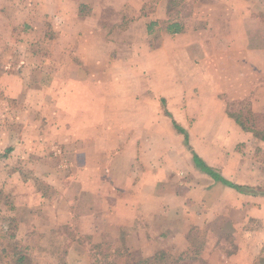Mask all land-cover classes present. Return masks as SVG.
Listing matches in <instances>:
<instances>
[{
    "label": "crops",
    "instance_id": "1",
    "mask_svg": "<svg viewBox=\"0 0 264 264\" xmlns=\"http://www.w3.org/2000/svg\"><path fill=\"white\" fill-rule=\"evenodd\" d=\"M26 24L44 31L40 45L18 46L34 57L20 68L0 65V98L32 123L20 141L8 133L0 167L34 161L54 197L18 175L28 189L12 192L8 237L25 233L36 264L61 249L63 264H94V246L111 252L103 264H264V194L216 181L195 156L245 187L248 163L228 159L225 174L242 175L230 180L194 140L264 142L232 114L243 101L264 109V0H0V60ZM27 213L44 228L25 229Z\"/></svg>",
    "mask_w": 264,
    "mask_h": 264
},
{
    "label": "rangeland",
    "instance_id": "2",
    "mask_svg": "<svg viewBox=\"0 0 264 264\" xmlns=\"http://www.w3.org/2000/svg\"><path fill=\"white\" fill-rule=\"evenodd\" d=\"M15 2L16 0H9ZM185 1V0H183ZM19 5H22V0H18ZM155 9V6H153ZM179 10V7L177 8ZM192 11V9L188 6H186L183 10L184 13L188 14V11ZM170 12L172 15L176 13V10L174 8L170 9ZM11 13V10H10ZM13 15H16V12H12L10 16L14 17ZM20 32V31H19ZM13 33L18 34V39H8V48L10 51V54L12 53V49H14L13 54L11 56H7L4 58V60H0V65H5L7 69L11 68L13 65H16L18 68L21 67V64L24 63L23 60H32L34 57L32 55H25L24 52L21 51L22 48H18L24 46L27 50L34 49L36 45H40L41 40L40 36L42 35L44 31L41 29V32L39 29H35L34 26H31L29 24H26L24 27H22L21 33ZM47 33H44V42L46 43L45 46H48L49 37L50 34L49 31H46ZM23 37V38H22ZM19 44V45H18ZM47 60V56H43ZM23 66V65H22ZM9 71V70H8ZM22 70H18L16 72H21ZM0 97H2L0 93ZM233 111L232 114L235 115L240 122H242L248 129L251 131H254L256 133L258 132H264V109L257 114L253 113V106L252 104L248 102H242L236 105H233ZM21 107H18L16 103H5L0 98V145L4 143V140L7 138V135L9 133L8 139L13 141L15 139L19 141L21 140V135L23 134L24 126L27 124L28 128L31 126V119L28 118V115L24 114V112L19 111L18 109ZM236 109V110H235ZM26 117L24 118V116ZM48 123H46V126ZM6 133V134H5ZM251 135L248 138V140H244V135H240L239 137H229V136H213V137H204L202 135H196L194 136V140L196 144L200 147V149H204V151H201V153L206 157L207 159H211L213 161L216 159L218 166H216V170L219 171L223 176L227 177L230 180H238L240 176V169H236V171L232 174H225L227 173L225 170L226 166L229 167L230 161L228 159L234 158L238 159L240 158L244 165L248 163V167L244 168V185L247 187H250L254 189L256 192H262L264 191V142H261L260 140L251 137ZM206 138H208V142H206ZM256 139V140H255ZM216 140L217 146H213V142ZM208 143V144H206ZM215 143V142H214ZM217 147V148H216ZM186 156L188 154H185ZM16 155H12L8 158V161L16 160ZM189 156V155H188ZM10 159V160H9ZM20 159V158H19ZM175 160H178L176 157H173L171 162H175ZM186 161H188V158H186ZM24 162V161H23ZM235 163V161H232ZM22 163V162H21ZM12 162V164H9L6 167H0V264H16L17 257H21V255L26 258V261L24 264H36V253L34 251V248L29 247L28 245H32V241L25 237V233H20L19 237L21 240L16 241L14 239H11L8 237V234L12 233L10 226L13 225L10 223V219L16 217L17 215V208L16 204L13 202V193L19 192V191H27L28 188H30L33 192L41 191L46 194V196L51 195L54 197L53 192L48 184H46L44 181H42L41 175L37 167L36 163L34 161L30 160L29 163H26L25 165ZM20 164V166H18ZM43 170L48 171L52 168L51 165H48V162H45L43 164ZM59 168V167H58ZM242 169V168H241ZM24 171V178L28 180H32V184L28 186V188H24L27 185H24L21 183V180L17 179L18 175L23 176ZM13 192V193H12ZM255 193H248L249 196H255ZM260 196V195H259ZM22 200H20L21 202ZM31 201V200H30ZM33 203V208L38 207L39 201L34 197L31 201ZM47 204V200L45 202ZM44 204V205H46ZM43 205V206H44ZM48 207V205H47ZM21 211V210H20ZM21 218H24L25 222V229L31 228L34 219L35 222L44 228L46 225L47 219H45L44 216H33L30 214H24V216L19 215ZM33 222V223H32ZM10 228V229H9ZM9 229V230H8ZM80 240H83V244L87 243L86 239L80 238ZM224 240L226 242L230 241L229 237H224ZM205 242L210 243L211 241L206 238ZM216 242V241H215ZM221 240L218 241V245L220 246ZM18 243H21V245H27L29 248H23L22 246H19ZM16 245H18L23 251H21V254H16ZM52 249V255L54 254ZM64 249H61L56 256L57 263L56 264H63V256L65 252ZM94 250V264H103L102 261L106 259V261H110L112 257H107L109 255L110 250L109 249H92ZM59 257V258H58ZM104 259V260H103ZM167 260V259H166ZM105 264H113L111 262L105 263Z\"/></svg>",
    "mask_w": 264,
    "mask_h": 264
},
{
    "label": "trees",
    "instance_id": "3",
    "mask_svg": "<svg viewBox=\"0 0 264 264\" xmlns=\"http://www.w3.org/2000/svg\"><path fill=\"white\" fill-rule=\"evenodd\" d=\"M262 135H257V137L264 140V133H261ZM196 164L207 174H209L212 178H214L216 181H222L226 185L236 189L237 191L241 193H255L256 191L250 187L241 186L235 183H232L226 179H224L219 173L215 172L213 169H211L209 166H207L204 162H202L197 156H195ZM257 193V192H256ZM261 194H264V191L261 192Z\"/></svg>",
    "mask_w": 264,
    "mask_h": 264
}]
</instances>
